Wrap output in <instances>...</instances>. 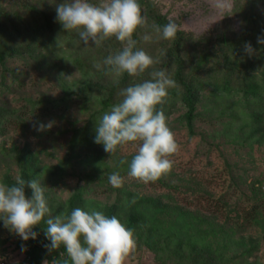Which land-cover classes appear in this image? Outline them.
I'll use <instances>...</instances> for the list:
<instances>
[{"label": "rangeland", "instance_id": "374dc122", "mask_svg": "<svg viewBox=\"0 0 264 264\" xmlns=\"http://www.w3.org/2000/svg\"><path fill=\"white\" fill-rule=\"evenodd\" d=\"M61 2L0 0V51L8 53L0 63V124L13 121L0 127V182L37 179L53 216L79 207L128 228L135 213L139 222L128 229L136 248L126 264H264V49L257 43L264 0L149 1L133 39L175 81L162 108L179 150L171 172L148 184L128 176L131 143L110 155L94 138L102 115L123 99L120 90L150 79L153 68L115 83L94 65L103 68L121 43L85 46L77 32H64L56 21ZM154 15L176 25L174 39L161 38ZM178 69L198 90L190 127ZM250 86L254 95L244 93ZM114 172L120 188L109 183ZM24 191L31 198L27 185ZM45 228L24 241L0 220V264H29V245L40 264H55L60 251L45 247Z\"/></svg>", "mask_w": 264, "mask_h": 264}, {"label": "clouds", "instance_id": "9594fccd", "mask_svg": "<svg viewBox=\"0 0 264 264\" xmlns=\"http://www.w3.org/2000/svg\"><path fill=\"white\" fill-rule=\"evenodd\" d=\"M55 10L56 21L64 32H77L85 46L91 42L100 47L113 37L121 43L120 50L104 59L103 68L100 63L94 65L112 76L115 83L125 73L139 77L153 68L150 79L120 90L123 99L102 115L94 142L102 144L110 155L115 154L118 147L131 143L136 152L129 164L128 176L143 184L160 180L171 172L173 160L170 157L179 150L162 108L168 90L176 84L164 70L154 69L159 61L138 48L133 39L134 33L145 23L138 0H99L98 3L63 0ZM155 30L165 40L176 36V25L172 22L162 29L156 26ZM257 43L264 45V37H258ZM245 52L254 54L250 42L245 43ZM51 127L52 122L40 123L36 130ZM109 183L120 188L124 180L114 172L109 175ZM25 185L32 190L31 198L25 195ZM44 192V186L37 179L26 182L17 176L14 186L0 182V220L4 227L27 241L36 239L38 233L33 230L36 226L46 224L45 236L50 244L45 247L51 252L63 245L72 264H126L136 248V240L133 232L116 216L108 217L100 211L89 212L79 207L68 216H53Z\"/></svg>", "mask_w": 264, "mask_h": 264}, {"label": "trees", "instance_id": "16d2710c", "mask_svg": "<svg viewBox=\"0 0 264 264\" xmlns=\"http://www.w3.org/2000/svg\"><path fill=\"white\" fill-rule=\"evenodd\" d=\"M150 0H138V3L140 4V7H141V12L142 14L144 13V10L146 11H149L150 10V3H149ZM253 1V0H251ZM153 20L155 21V24L157 26H159L161 29L163 28L164 25H166V20L161 18L160 16L158 15H154L153 16ZM264 26V25H263ZM179 34V40H178V44L180 42V40L184 37V35L182 33H178ZM258 37H264V27L262 28V30L260 31V34L258 35ZM261 45V44H260ZM263 49H264V45H263ZM12 52H11V56H12ZM8 57V53H5V52H2L0 51V63H4L6 58ZM181 69H178V72L176 74V77L178 78L179 82L183 85L184 87V93L182 95V101L183 103L185 104V106L187 107L188 111L186 113V121H187V124L188 126L190 127L192 125V121L194 119V111H195V105L197 103V88H195L192 84H189V82L185 81V77L183 76V74L181 73L180 71ZM228 83V82H226ZM223 91L227 92V93H230L231 92V88H229V85L228 84H225L224 88H223ZM256 92V90H254V87L250 86L249 88H247L246 90H244V93L248 94V95H254ZM80 95V94H78ZM108 101V100H106ZM105 103H108V102H105ZM158 107V106H157ZM159 109V107H158ZM28 113V112H26ZM3 119L0 118V123ZM11 119L8 118L7 121L5 120L4 125L1 126L0 124V127H4L5 125L7 124H11ZM2 123V124H3ZM27 178L28 176L24 174L23 178L25 181H27ZM127 226L128 228L130 229H134L138 222H139V218H138V215H136L135 213H132L130 214V216L128 217V220H127ZM31 248L28 250V253H27V257H28V262L29 264H40V261L38 258H36L34 256V247L29 245ZM60 251V254L57 255L55 257V264H72L69 256L67 255V252H66V249L61 247L58 249Z\"/></svg>", "mask_w": 264, "mask_h": 264}, {"label": "built area", "instance_id": "2783aa9c", "mask_svg": "<svg viewBox=\"0 0 264 264\" xmlns=\"http://www.w3.org/2000/svg\"><path fill=\"white\" fill-rule=\"evenodd\" d=\"M26 260L28 261V257H26ZM1 264H5V263H1Z\"/></svg>", "mask_w": 264, "mask_h": 264}]
</instances>
